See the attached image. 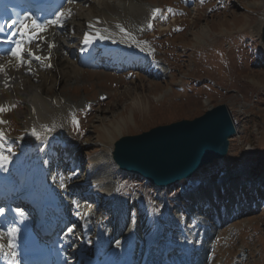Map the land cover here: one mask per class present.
<instances>
[{"label": "rangeland", "instance_id": "obj_1", "mask_svg": "<svg viewBox=\"0 0 264 264\" xmlns=\"http://www.w3.org/2000/svg\"><path fill=\"white\" fill-rule=\"evenodd\" d=\"M143 1L178 6L173 10L175 17L166 19L168 13H164L166 18L159 21L162 26L139 34L142 40L148 36L151 49L146 54L155 61H144L145 70H126L119 65L124 63L121 57L113 54L105 65L86 64L76 72L24 57L30 62L23 65L29 74L35 71L38 81L54 83L46 93L58 92L72 106L64 114L66 139L52 136L44 145L27 149L16 140L5 142L6 134L0 135V146L12 159L7 166L14 171L15 159H24L26 154L43 157L51 190L63 182L58 191L66 202L70 227L75 226L72 232L78 234L79 224L84 231H92L84 249L89 254L101 235L113 240V247L112 241L108 246L112 247L108 253L113 254L125 219L133 213L136 246L142 248L134 252V264H177L174 260L183 250L192 253L193 264H264V50H256L258 40L250 35L264 0ZM123 2L114 1L117 6ZM84 8L87 2L72 4L74 11ZM72 30L68 25L57 29L59 36L54 40L64 51V38L72 36ZM72 41L67 42L72 46L67 51L70 58L76 57ZM9 73L6 69L0 79V86L5 87L0 100L10 94L11 81L29 75ZM219 104L228 107L238 135L229 138L223 157L202 165L191 176L167 187L151 185L112 161L114 142L120 137L192 120ZM5 116L9 132L27 133L24 100ZM194 180L198 184L193 185ZM111 202L116 204L115 217L109 213ZM80 204L84 206L77 211ZM84 212L87 217L81 219ZM183 239L187 243L180 246Z\"/></svg>", "mask_w": 264, "mask_h": 264}, {"label": "bare ground", "instance_id": "obj_2", "mask_svg": "<svg viewBox=\"0 0 264 264\" xmlns=\"http://www.w3.org/2000/svg\"><path fill=\"white\" fill-rule=\"evenodd\" d=\"M114 1L75 0L74 3H70L69 0H64L60 8L50 16V19L55 18V14L60 11L65 12L67 16V10L69 9L71 10V16L74 19L71 18L70 21H65V20L63 21L64 24L63 27L68 25L69 28H73L72 30L73 35L72 36L67 35V37L64 38L66 39V43H65L66 52L63 50L62 46L61 47L58 46L60 43L54 40L56 36L57 39L59 36L57 31L59 26L56 25H49L47 31L39 33V36H43L44 39L43 41H41L39 37H37L32 41L34 42L32 45L33 47L32 52L36 56H40V57H49L50 55V59H42L39 61H45V63L47 62L48 65L54 64V66L59 69L65 67L72 70L73 72H76L77 69H82V67H84L82 65L88 64V59L86 58V56L91 53L94 44L95 45L98 44L101 47H103V44L107 42L108 43L112 41L124 42L126 45L130 46L133 53L132 54L133 58L131 62L128 64V67L126 69L135 68L139 70V68H142V70H145L146 68H148L147 67L148 64L146 65L145 64L146 62L144 63V61H149V60L151 61V56L145 54L148 53L147 51L150 50V46H149L150 43L148 41V36L147 37L144 36L145 39L142 40L138 35L144 33L145 29L150 24L149 16H147L148 12H150L149 10L150 6L149 4H146L143 0H124L121 6H117L114 3ZM83 2L88 3L87 9L84 8L83 10L78 9L75 11L72 9V4L74 5L76 3H83ZM163 17L164 16H162V18ZM263 20H260V23H262ZM90 24L92 25L91 27L89 26ZM117 24H120L124 29H126V31L121 32L120 29L116 27ZM97 31L100 33V35L105 34L104 35L105 38L104 39L97 38L93 40L90 44H85L84 33L89 32L90 34L95 35ZM70 39L73 40L72 45H74L73 48L76 49V57L74 58H70L69 54L67 53V51L68 52L71 51L72 48V46L67 44V42ZM49 43H53L55 46L49 48L48 47ZM102 54H103L102 57L106 56L105 51H103ZM100 55L98 56V58H96L95 63L99 59V57H101ZM25 58H28L27 60H30V57H28V55H25ZM152 61H154V59ZM0 65L4 66L3 69H0V79H3L4 77L3 75H5L6 69L9 70L10 72L9 75L14 73V71L18 74L21 72H27L29 74L28 69L24 68L26 65L24 67L23 65H17L15 58L11 57L8 54L0 56ZM55 67L52 68L54 69ZM52 68L50 69L47 68V69L51 70ZM45 71L47 72L46 69ZM35 75L36 73L35 71H33L28 75L27 79L25 80L16 79L11 81V85H12L10 88L11 92L7 96H5L3 100H0V105H3L4 107H9L11 105L16 106L19 103V101L24 100L28 112L27 124L29 126H28V132L24 135L23 138H20L21 143L23 144L28 141L32 143L34 140L37 139L40 140L39 143L40 146V145H44L52 136L65 138V135L63 134L64 133L63 130L65 126L64 114L67 112L69 107L72 106V103L70 102L71 101L70 99L65 98L63 95L59 94L58 92L54 93L52 91L54 93L53 95L47 94L46 91L53 88L54 83L47 84L44 81V79L42 80V82L38 81ZM4 88H5L4 86L3 87L0 86V95L2 94ZM10 90L7 89L8 92ZM6 112L7 111H3L0 114V119H1L0 121H5V123H0V134L2 133L8 134L10 130L8 119L5 116ZM45 125L47 126V128L44 127ZM32 128H34L33 131H31ZM113 149L111 153L112 155H113ZM42 158H38V157L27 158L26 163L28 169H26V176L21 181L20 185H18V188L13 191V193H18L19 197L27 196L29 189L32 186H35L36 187L35 196H41V195L44 196L47 195L48 197L53 196L48 186H46V184L44 183L43 178L44 175L47 173L44 172V168H43L44 166L42 167V162H43ZM112 161L114 162L113 156H112ZM114 164L117 166V168H119L116 162H114ZM1 167L3 169H1ZM5 167H6V161L0 160V172L2 170H6ZM60 185L58 186V188H60ZM62 203H64V201ZM203 212L204 214H207L208 211L204 210ZM125 220H126L125 228L122 233L120 232L121 233L120 237L121 236L122 237H121V241L117 243L119 246L116 250V253L113 255L108 254V250H109L108 246L112 240L106 246V241H107L106 239L108 238L104 236L105 238L102 237V239L103 238L105 239V240L103 239L104 244L101 241V243L103 244L102 248H101V243H97V245H100V247L96 251L102 252L101 255L99 252H96L95 254L90 256L89 263L87 264H94V261H92V259L95 256H99L100 257L99 260L101 259L104 260L102 264L125 263V261L131 256L132 249H134L133 243L136 241L135 238L136 232L133 233V231H134V227H136V219L133 213L131 214L129 213L127 219ZM2 238L3 240L1 241ZM100 239L101 237L98 238V240ZM0 245L4 253L8 255L12 253V248L11 246H9L8 243H6L4 232H1V230H0ZM41 250L42 253L38 257L34 258L31 264H62L63 262L66 261L65 258H67V255L66 257L65 255H63L57 259L52 258L50 247L46 243L41 245ZM104 252L106 253L103 255ZM81 254L83 255V257H85V255L82 252ZM188 259H189V252L184 251L179 257H177L175 263L187 264ZM133 260L134 259L132 254V260L130 261V264H133Z\"/></svg>", "mask_w": 264, "mask_h": 264}, {"label": "water", "instance_id": "obj_3", "mask_svg": "<svg viewBox=\"0 0 264 264\" xmlns=\"http://www.w3.org/2000/svg\"><path fill=\"white\" fill-rule=\"evenodd\" d=\"M264 1L262 13L252 26L264 50ZM260 20H263L260 23ZM236 128L228 107L219 104L192 120L159 125L114 142L113 160L124 171L152 184L164 186L191 176L199 167L227 153L228 138ZM198 182L194 181L196 185Z\"/></svg>", "mask_w": 264, "mask_h": 264}, {"label": "snow or ice", "instance_id": "obj_4", "mask_svg": "<svg viewBox=\"0 0 264 264\" xmlns=\"http://www.w3.org/2000/svg\"><path fill=\"white\" fill-rule=\"evenodd\" d=\"M70 3L75 2V0H69ZM158 11V9H153L152 13L153 16H155V13ZM169 11H171V9H169ZM71 15V10H67V16ZM65 12L60 11L57 12L55 14V18L53 19H49L44 23L38 22L35 19H32L30 17H25L24 20H22L20 22V27L18 28V32L20 33V35L22 36H27L28 37V42L31 43L34 39H36L37 37H39V39L41 41H43L44 37L43 36H39V33L47 31V28L49 25H56L59 27H63V21L67 18ZM26 20H30V23H25ZM13 23H15V21H13ZM90 27L92 26L91 24L89 25ZM9 27H11V25H9ZM117 28L120 29L121 32H125L126 29H124L120 24L116 25ZM149 27H151V24H149ZM13 35H15V33H13ZM104 39L105 37L101 36L100 33L97 31L95 35L90 34L89 32H85L84 33V43L85 44H90L93 40L95 39ZM12 39L11 36L8 37V40L10 41ZM55 45L53 43H49L48 47L52 48ZM27 52L28 57H30L31 59H35V60H42V59H50V55L49 57H40V56H36L32 50L29 49H24L23 48V41L22 40H17L15 42V45L11 48L10 52L8 53V55H10L11 57H14L16 60L17 65H23L24 63H27L28 61L25 60L24 58V52ZM47 66H51L50 64ZM3 65H0V69H3ZM10 107H14V105H11L9 107H4L3 105H0V112L3 111H8ZM0 123H5V121H0ZM73 123L75 125H77L78 127V121L73 118ZM45 128H47V126H44ZM35 134V131H34ZM8 151L11 152V148H8ZM9 159L8 156L4 155L2 152H0V160L3 161H7ZM72 175H75V173H73ZM61 187H63V184L61 185ZM3 212V209H0V213ZM17 212L22 214L20 209H17ZM75 226L73 225L72 227L68 228V232H72L73 228ZM11 231H15V229H10ZM11 246V245H9ZM13 256H15V253H12Z\"/></svg>", "mask_w": 264, "mask_h": 264}]
</instances>
